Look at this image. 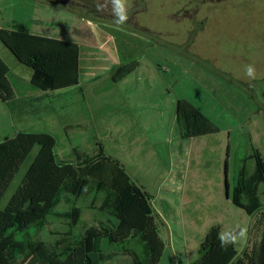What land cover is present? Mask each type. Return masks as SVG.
<instances>
[{
  "label": "rangeland",
  "instance_id": "rangeland-1",
  "mask_svg": "<svg viewBox=\"0 0 264 264\" xmlns=\"http://www.w3.org/2000/svg\"><path fill=\"white\" fill-rule=\"evenodd\" d=\"M98 3L104 0H0V25L10 24V17H15L32 32L66 37L84 50L109 39L110 46H120V67L135 66L122 77L120 70L104 76L93 94H88L93 120L88 129L58 132L55 111L41 116L32 109L26 118L25 113L14 115L16 126L53 134L56 153L63 160L72 159L73 148L118 160L152 196V208L164 216L166 223L158 219L164 247L156 264H193L202 247L219 233L241 228L247 229V235L233 243L238 258L255 249L261 260L264 0H128V20L123 24L114 22L110 3L97 11ZM134 50L133 62L128 54ZM0 57L9 66L14 84L28 91L25 80L29 82L31 67L1 41ZM250 64L256 68L254 80L246 75ZM180 101L197 110L214 131L183 138L182 124L177 121ZM4 104L0 99V144L14 138L18 129L7 111L9 105L5 109ZM39 151L36 145L15 175L1 209L9 204ZM74 197L73 206L81 208L84 221L72 228L75 233L101 223L107 228H114L113 223L118 226L97 209L99 202L91 204V191ZM66 200L56 212L71 208ZM59 218L52 217L44 230H28L23 242L40 239L53 245L61 237L57 232L67 233L70 227L66 218ZM139 240L128 246L132 244L143 260L147 254ZM87 245L96 249L98 243L92 239ZM42 247L24 264H46L49 246ZM248 263L244 258L243 264ZM104 264L133 263L117 252Z\"/></svg>",
  "mask_w": 264,
  "mask_h": 264
},
{
  "label": "trees",
  "instance_id": "trees-1",
  "mask_svg": "<svg viewBox=\"0 0 264 264\" xmlns=\"http://www.w3.org/2000/svg\"><path fill=\"white\" fill-rule=\"evenodd\" d=\"M0 41L21 63L33 69L32 82L36 87L56 89L64 74L75 71V43L31 34L25 24H17L12 30L0 29ZM134 68L120 67L119 75L122 77ZM8 73L9 66L0 57V99L14 110V91ZM68 86L71 85L64 87ZM177 118L183 127V138L214 131L209 121L184 101L178 104ZM56 144L57 139L51 133L27 131H19L14 138L0 144V203L34 147L40 146L9 204L0 208V264H24L35 249L43 248L42 245L49 246L46 264H104L117 252L128 256L133 264H156L164 241L158 214L151 206L152 196L132 180L118 160L103 153L91 156L77 150L71 160H63L56 153ZM77 154L80 155L78 159ZM225 166L227 173V162ZM84 191H91V204L99 202L97 209L103 215L111 216L118 226L113 223L114 228H107L101 223L83 233L72 230L84 222L81 208L73 206L74 196L78 197ZM101 192L107 196L102 198ZM64 199L73 207L56 212L55 208ZM92 207L96 209V206ZM54 216H59L60 220L66 218L70 226L67 233L57 232L60 240L53 245L40 239H30L27 244L23 242L28 230H44ZM92 239L97 241V248H86ZM137 239L145 245L147 256L143 260H139L132 244L128 246ZM244 258L248 264H264V255L260 260L255 249L245 253ZM243 259L238 258L233 243L221 247V241L214 237L202 247L201 256L193 264H243Z\"/></svg>",
  "mask_w": 264,
  "mask_h": 264
},
{
  "label": "crops",
  "instance_id": "crops-1",
  "mask_svg": "<svg viewBox=\"0 0 264 264\" xmlns=\"http://www.w3.org/2000/svg\"><path fill=\"white\" fill-rule=\"evenodd\" d=\"M10 19V24L7 23L9 27H6L7 25H0V29L12 30L17 26V24H25L19 21L20 19L18 18L10 17ZM28 29L31 34L37 36L75 43L77 45L74 48L77 52V65L75 71H72V73L68 71L67 74H64L63 77L58 80L57 85L59 87L56 89H41L36 87L32 82L33 69L31 68L32 72L29 74V82L28 79L25 80L29 87L28 91L25 88H21V85L14 84V82L10 79L9 68L8 78L14 91V104L16 103V107H14V110H11L8 106L7 109L5 107L7 104L5 103L4 108L7 109L12 116L15 126L16 122L14 115L18 113H25L26 118V116H28L27 111L32 109L36 111L37 114H41V116L47 114L48 112L55 111V125L59 127V129H57L58 132L63 131L68 134L71 132L76 133L78 130L88 129L91 125H93L88 94L92 95L93 91L96 90L99 83L102 81L101 79H104L103 77L106 75L109 76L110 74H113L123 64V59L120 55V46H110L111 41L106 39V44L102 43L98 47L89 46L84 50L83 45L70 41L66 39V37L55 38L52 35L48 36L42 33L32 32L29 27ZM131 34L133 35V33ZM89 48H92L93 50ZM108 52L110 54H108ZM134 52L135 50L128 54L131 61H133ZM66 85L71 86L64 87ZM17 128V133L19 131H25L19 129L20 127ZM70 139L68 140L71 142ZM73 149L76 150V148ZM157 214L159 219L163 221L165 220L161 213L157 212Z\"/></svg>",
  "mask_w": 264,
  "mask_h": 264
},
{
  "label": "clouds",
  "instance_id": "clouds-1",
  "mask_svg": "<svg viewBox=\"0 0 264 264\" xmlns=\"http://www.w3.org/2000/svg\"><path fill=\"white\" fill-rule=\"evenodd\" d=\"M112 5V14L114 22L117 24H123L128 20V0H104L103 4H97V11H103L107 8L108 4ZM246 75L250 79H256V68L254 65L246 66ZM247 235V229L241 228L238 232L218 234V239L221 241V247H225L228 243H235L238 240L245 238Z\"/></svg>",
  "mask_w": 264,
  "mask_h": 264
},
{
  "label": "water",
  "instance_id": "water-1",
  "mask_svg": "<svg viewBox=\"0 0 264 264\" xmlns=\"http://www.w3.org/2000/svg\"><path fill=\"white\" fill-rule=\"evenodd\" d=\"M228 188V187H227Z\"/></svg>",
  "mask_w": 264,
  "mask_h": 264
}]
</instances>
